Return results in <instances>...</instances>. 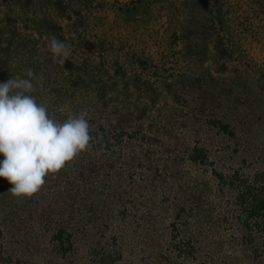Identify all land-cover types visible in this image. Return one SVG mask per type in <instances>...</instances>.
I'll return each mask as SVG.
<instances>
[{
    "label": "rangeland",
    "instance_id": "1",
    "mask_svg": "<svg viewBox=\"0 0 264 264\" xmlns=\"http://www.w3.org/2000/svg\"><path fill=\"white\" fill-rule=\"evenodd\" d=\"M28 69L91 147L0 177V264H264V0H0V83Z\"/></svg>",
    "mask_w": 264,
    "mask_h": 264
},
{
    "label": "clouds",
    "instance_id": "2",
    "mask_svg": "<svg viewBox=\"0 0 264 264\" xmlns=\"http://www.w3.org/2000/svg\"><path fill=\"white\" fill-rule=\"evenodd\" d=\"M49 50L61 65L70 48L52 37ZM0 83V177L12 187V196L31 198L81 153L90 149V124L86 114L68 115L63 122L52 118L48 108L31 93L37 91L33 70Z\"/></svg>",
    "mask_w": 264,
    "mask_h": 264
},
{
    "label": "trees",
    "instance_id": "3",
    "mask_svg": "<svg viewBox=\"0 0 264 264\" xmlns=\"http://www.w3.org/2000/svg\"><path fill=\"white\" fill-rule=\"evenodd\" d=\"M254 199V198H252ZM257 203V204H256ZM264 207V200L261 199H255L252 203V214L259 213V211ZM263 210V209H262Z\"/></svg>",
    "mask_w": 264,
    "mask_h": 264
}]
</instances>
